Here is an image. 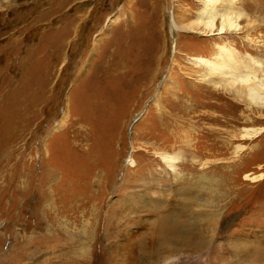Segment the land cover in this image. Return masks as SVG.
<instances>
[{"label": "rangeland", "instance_id": "374dc122", "mask_svg": "<svg viewBox=\"0 0 264 264\" xmlns=\"http://www.w3.org/2000/svg\"><path fill=\"white\" fill-rule=\"evenodd\" d=\"M233 1L236 31L172 35L206 0H0V264H257L264 103L194 61L264 64V0Z\"/></svg>", "mask_w": 264, "mask_h": 264}, {"label": "bare ground", "instance_id": "6f19581e", "mask_svg": "<svg viewBox=\"0 0 264 264\" xmlns=\"http://www.w3.org/2000/svg\"><path fill=\"white\" fill-rule=\"evenodd\" d=\"M203 5H204V9L201 12H199V15H197L198 20L203 21V22L197 21L196 23H194L196 24L195 26L194 24H189V25L187 24L186 27L188 28H184V27L176 25L174 18L172 16L170 20V26H169L170 33L173 35L174 33H182V32L191 31L192 34L198 33L199 35H201L202 33L198 32V28L202 25L205 26L204 28L207 27L209 31L211 32L213 31V26H212L213 24L211 23L215 21L216 18L222 20L220 24L221 28H219L220 32H218L217 34H225L227 33L228 29L236 31V28L238 26L237 22L239 18L241 17V14L236 8V4L233 0H225L221 2L220 0H206V3ZM218 5L220 7L219 9L217 8ZM205 20L206 21L209 20V22H206ZM209 23L210 25H208ZM222 30L224 31L222 32ZM107 31L106 29H102L101 30L102 34L100 36L107 34ZM97 45L98 44L96 43L93 46L95 53L98 51ZM215 49H216V52L215 54H213L214 56L212 59L205 60L201 58H194V61L199 66H201L204 70V71L199 72L200 81L205 82L209 85H216V86L220 85V83H222L220 86H223L224 85L223 83H231L230 84L231 86L228 84L229 85L228 92L232 97L237 98L239 100L241 99L244 101H249L254 104L259 103V101L264 103V98H263L264 87H262L264 86V84L260 82H254L255 79L253 77L247 76V75L254 76L256 74V71H259V70L264 71V64L248 57V60L245 59L247 60L246 63L242 65V62L241 64H239L240 62H238L237 56L233 50H227L220 46H215ZM173 59H174V51H173ZM173 59L172 61H174ZM113 64L109 65V68H111L112 71L118 70V68H115L116 64L115 65ZM239 72H244L245 74L243 76H239L241 75L239 74ZM168 74H169V71H168ZM166 77L168 78V75ZM167 78L166 79L163 78L164 80L161 82L162 87L167 81ZM236 84L238 85L237 90H236V86L235 88H232ZM66 113L64 117L62 118V120L57 125V127L55 126L56 127L55 130L62 127V124L65 122L66 115H68ZM137 119H140V115L138 116ZM80 135H81V132H80ZM79 139H81V137H79ZM49 156L50 155H48V157ZM173 161L174 159L172 157H169L166 154H162L161 162L164 163L167 167L173 168ZM128 163H132V162L129 161ZM48 174L51 176L52 179L55 178V174L53 172H50V173L48 172ZM46 200H50L49 195L47 196ZM162 222H163V226H162L161 232H159V234H157L155 237L153 236L151 237V238H154V240H152V245H154V248L156 249L157 247H160L161 245L162 246L169 245V243H171L172 240H175V241L182 240V239H179L183 235L182 230H181L182 227L179 223H175V222L173 223V221H171V218L168 216H163ZM183 240L185 239L183 238ZM153 241L155 244H153ZM178 243L179 242H177V244ZM259 256L260 257L258 258L259 261H257V264H264V249L260 251Z\"/></svg>", "mask_w": 264, "mask_h": 264}]
</instances>
